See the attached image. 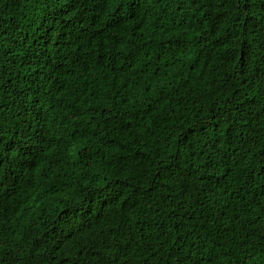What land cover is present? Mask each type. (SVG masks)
<instances>
[{"label":"trees","instance_id":"16d2710c","mask_svg":"<svg viewBox=\"0 0 264 264\" xmlns=\"http://www.w3.org/2000/svg\"><path fill=\"white\" fill-rule=\"evenodd\" d=\"M0 264H264V0H0Z\"/></svg>","mask_w":264,"mask_h":264}]
</instances>
